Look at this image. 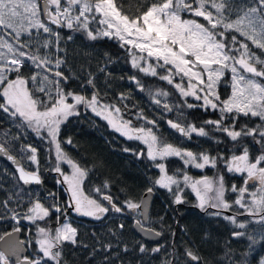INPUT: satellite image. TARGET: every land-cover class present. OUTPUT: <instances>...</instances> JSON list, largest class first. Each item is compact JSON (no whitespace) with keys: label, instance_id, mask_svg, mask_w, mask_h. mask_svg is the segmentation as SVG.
Returning a JSON list of instances; mask_svg holds the SVG:
<instances>
[{"label":"snow or ice","instance_id":"snow-or-ice-1","mask_svg":"<svg viewBox=\"0 0 264 264\" xmlns=\"http://www.w3.org/2000/svg\"><path fill=\"white\" fill-rule=\"evenodd\" d=\"M43 3L41 9L38 0H0V113L10 120V127L23 130L12 133L10 129H0L4 132L0 157L14 166L10 175L16 181L0 199V225L5 222L10 225V230H0V264H12L11 257H15V264H69L65 246L76 247L80 242L78 229L62 219L68 216V209L95 220L109 213L123 218L109 228L108 240H97L100 247H93V253H105L103 259L107 264H116L121 252L138 253L140 264L145 255L157 254L164 257L161 264H206L191 247L186 246L182 254L176 251L175 244L171 245L172 251L162 244L149 247L150 241L164 235L150 216L149 198L164 190L170 197L166 210L180 212L178 206L187 202L186 189L195 195L194 207L210 218L232 225L222 264H264V255L248 259L255 244L264 246V0H140L134 13L125 12L117 0H43ZM53 6L54 10H50ZM51 25L82 33L90 41L116 40L129 53L133 69L166 82L179 94L183 103L174 106L164 103L166 112L175 108L177 115L183 117L182 109L186 107L217 113V118L205 119L199 126L186 117L168 119L167 124L179 137L188 140L195 136L219 145L224 140L215 134H222L231 142L228 154L219 150L215 155L208 150L194 152L168 142L156 131L158 122L149 119L142 110L134 113L133 119H126L118 103L101 93L91 73L81 84L85 92L67 88L69 80L76 77L65 75L62 70L65 59L60 53L65 49L60 33ZM100 71L110 75L106 68ZM129 80L144 90L138 76H130ZM222 84L230 87L226 97L219 91ZM87 88L92 89L91 93ZM169 95L161 88L153 97L154 103L160 106L156 97ZM116 99L123 102L128 97L120 93ZM88 111L127 141H139L145 146L121 149L137 160L147 159L148 167L157 170L155 177L145 176L148 184L139 198L126 196L119 201L104 193L103 189L109 187L107 182L95 189L96 197L86 194L84 182L89 169L63 149L62 144L75 145L71 137L61 140L60 132L70 118L86 115ZM28 132L54 145L52 171L62 177L57 183L67 187L66 206L54 191L42 195L31 190L30 186H41L43 181L38 149L24 143ZM13 150L19 159L12 154ZM170 158L182 161L183 168L170 174L167 165ZM22 160L29 167L22 165ZM63 164L71 171L62 168ZM189 167L202 172L211 168L215 174L193 178L184 171ZM225 172L240 176L242 184L227 185ZM5 187L0 181V191ZM229 193L235 194L234 199H228ZM240 216H247L248 220L241 221ZM157 219L162 224L164 216ZM124 220L130 221L132 230L140 234L135 245L123 240L127 227ZM24 221L36 226V256L21 260V244H32L17 238ZM38 222L57 226H42ZM251 224L259 225V240L247 231ZM171 235L174 237L175 232ZM201 235L205 241L211 238L209 230ZM242 238L250 241L248 252L240 259H232L233 250L229 246Z\"/></svg>","mask_w":264,"mask_h":264},{"label":"trees","instance_id":"trees-1","mask_svg":"<svg viewBox=\"0 0 264 264\" xmlns=\"http://www.w3.org/2000/svg\"><path fill=\"white\" fill-rule=\"evenodd\" d=\"M117 3L123 4L125 12L134 13L140 0H117ZM59 33L62 38L61 45L65 49L64 52L60 53L65 59V65L62 67V70L65 75L76 77L69 80L67 88L78 93L85 92V88H82L81 84L87 80L89 73H91L96 77V83L101 93H106L109 101L118 103L126 119H133V114L142 110L145 116L158 122V129L156 131L162 134L163 138L168 142L178 144L194 152L208 150L210 154L215 155L219 150L226 155L228 154L231 142L222 134H215L221 140H224V143L217 145L211 139L193 136V139L188 140L179 137L174 130L169 128L167 124L168 119L179 120L186 117L187 121H191L199 126L205 119L217 118V113L212 111L205 112L200 108L189 110L186 107L182 109L183 117L177 115L175 108L172 112H166L163 108L164 103H168L169 106L183 103L179 94L172 86L167 85L166 82L151 76H145L133 69L129 53L124 48H121L116 40L101 38L97 41H90L82 33L72 31ZM69 35L72 36L71 40L67 39ZM44 51V49H41V52ZM100 68H106L107 73H110V75L101 72ZM130 76H138L140 78L141 84L144 86L143 91L129 80ZM161 88L169 92L170 95L168 97H156L161 101L160 106H157L154 103L153 97ZM91 91V88H87L88 93H91ZM219 91L222 97H226L230 94V87L222 84ZM120 93H124L128 99L123 102L118 101L116 98ZM189 101L197 103L191 99ZM125 104L128 106L127 108L124 107ZM133 122L143 124V121L133 120ZM10 125L11 122L6 115L0 113V129H10L12 133L23 131L22 129L10 127ZM3 134L4 132L0 131V139L3 138ZM26 135L27 139L24 140V143L32 144L38 149L39 171L45 183L42 188H33L31 190H38L42 195L46 194L49 190L54 191L61 204L66 206L65 202L68 200V194L65 188L62 189L63 186L60 187V183H57V174L52 171V166L55 163V151L52 145L47 143V141L37 139L31 132L26 133ZM67 137H71L75 147L67 144H62V147L69 156L89 169V175L84 182V187L86 194L93 197L97 196L95 189L98 187L102 188L104 183L107 182L109 187L103 189L105 194L119 198V201H123L126 196L139 198L148 184L145 176L151 175L155 177L157 175L156 169L148 167L150 162L147 159L142 161L137 160L131 154L121 150L124 147L144 149L145 146L143 144L139 141H127L112 131L104 120L96 117L90 111L86 115L72 117L69 122L62 125L60 138L63 140ZM12 154L20 158L15 150H13ZM21 162L24 166L29 167L27 161L22 160ZM167 165L170 174L183 168L182 161L177 158H170L167 161ZM62 168L67 170L66 164H63ZM5 170L7 171L5 172ZM184 171L197 179L203 175L212 177L215 174V170L211 168H206L202 172L189 167L184 169ZM13 172L10 166L0 159V181L6 185L5 190L0 191V199H3L6 191L12 189L16 184V181L10 175ZM224 175L227 185L230 186L232 183H235L239 187L242 184L240 176L228 174L227 172ZM184 195L187 198V202L178 206L181 209L180 212H173L171 209L166 210L165 208L166 205L170 204L169 194L164 190H158L155 193L150 216L156 220L155 226L164 233L162 241L158 244L164 245L168 251H172L171 245L175 244L176 251L180 254L183 253L186 246L191 247L193 251L203 257L206 264H222L221 257L226 250L224 245L230 238L232 225L220 219L210 218L197 207H194L196 198L190 189H186ZM234 195L229 193L228 199H234ZM72 210L68 209V216L62 219H69L72 226L78 229L77 239L80 243L76 247L71 245L65 246V257L69 261V264H107L103 259L105 253L103 251L93 253V247H100L97 240H108L109 228L115 227L123 218L119 214L114 213H109L107 217L101 220L80 218ZM159 216H164L162 224L157 219ZM239 219L247 221L248 217L240 216ZM123 222L127 225L124 230V242L129 245H135L140 237L132 230L130 221L124 220ZM22 223L24 237L28 233H36L35 225H31L26 221ZM38 223L42 226H57L55 223H51L50 225H44V222ZM3 229L10 230V225L7 222L3 223L0 225V230ZM205 230H209L211 233V238L208 241L203 240L201 235ZM247 231L259 240V225L251 224ZM172 232H175L174 237L171 235ZM34 238L35 235L31 236L32 242H34ZM249 244L250 241L247 238L233 241L229 246L233 250L232 259L242 258L243 254L248 252ZM83 245H88V247H83ZM155 245L149 243V247ZM260 255H264V246H261L258 242L253 246L248 259L251 261L253 256L258 257ZM163 258L162 254H157V256L145 255L143 257V264H161ZM121 259L123 260V264H129V261L132 264H140L139 254L135 252L127 254L121 252L120 259L116 261V264H120Z\"/></svg>","mask_w":264,"mask_h":264},{"label":"water","instance_id":"water-1","mask_svg":"<svg viewBox=\"0 0 264 264\" xmlns=\"http://www.w3.org/2000/svg\"><path fill=\"white\" fill-rule=\"evenodd\" d=\"M43 6H44V3L42 2V9H43ZM50 10H51V9H50ZM43 17H44V16H43ZM44 20L46 21V17H44ZM51 26L55 27L56 29H58V30H60V31H66V28H58V27H56L55 25H51ZM16 158H17V157H16ZM0 159H1L2 161H4L6 164H8V165L10 166V168H11L13 171H15V168H14V166L11 164L10 161H7V160H6L5 158H3V157H0ZM17 159H18V158H17ZM21 164L24 165L22 162H21ZM41 177H42V176H41ZM42 181H43V183H42L41 186L32 185V186H30V187H31V188H41V187L44 186V180H43V178H42ZM154 197H155V194L149 198V199H150V203H149V212H151V207H152V203H153ZM135 233L140 237V234H139V233H137V232H135ZM21 237H22V233L20 232V233L18 234L17 238H18L20 241H22ZM161 241H162V236L159 237V238L153 239V240L150 241L149 243H152V244H158V243H160ZM21 248L23 249V251H21V253H20V257H21V260H23V257L27 254V249H26V247H25V244H21ZM11 259H12V260L14 261V263H15V257H11Z\"/></svg>","mask_w":264,"mask_h":264},{"label":"flooded vegetation","instance_id":"flooded-vegetation-1","mask_svg":"<svg viewBox=\"0 0 264 264\" xmlns=\"http://www.w3.org/2000/svg\"><path fill=\"white\" fill-rule=\"evenodd\" d=\"M42 3V2H41ZM40 3V5H41ZM70 30L66 31V32H69ZM60 32V31H58ZM57 174V173H56ZM59 175V174H57ZM56 175V176H57ZM60 180H61V176H60ZM60 187H62V185L60 184ZM65 188V190L67 191V187L66 186H63L62 189ZM68 193V192H67ZM68 197H69V193H68ZM36 235V233H28L26 237L23 236L22 234V241H32L31 239V236H34ZM26 248H27V254L25 256H36V252H35V247L36 245L34 244V242H32L31 246H29L28 244H25ZM24 256V257H25ZM23 257V258H24ZM12 260V259H11ZM12 264H15L14 261L12 260Z\"/></svg>","mask_w":264,"mask_h":264},{"label":"rangeland","instance_id":"rangeland-1","mask_svg":"<svg viewBox=\"0 0 264 264\" xmlns=\"http://www.w3.org/2000/svg\"><path fill=\"white\" fill-rule=\"evenodd\" d=\"M40 2H41V0H38V3L40 4ZM43 2V1H42ZM52 10H54V7H53V9ZM41 18L43 19V14H41ZM93 27H96V25H93ZM34 32H35V30H33ZM57 32V31H56ZM26 38V37H25ZM6 39H9L10 40V42H12L11 41V39H10V37H6ZM25 51H29V49H25ZM53 71H55V69H53ZM188 99H191V98H188ZM192 100V99H191ZM52 147H53V149H54V151H55V148H54V145H52ZM66 167H67V170H68V172H70L71 170L68 168V166L66 165ZM57 178H58V181L60 180V176L59 175H57ZM61 180H62V177H61ZM63 186V185H62ZM73 212H74V210H72ZM74 214H76L75 212H74ZM77 215V214H76ZM77 216H79V215H77ZM80 218H89V217H82V216H79ZM69 220V219H68ZM70 222V221H69Z\"/></svg>","mask_w":264,"mask_h":264}]
</instances>
